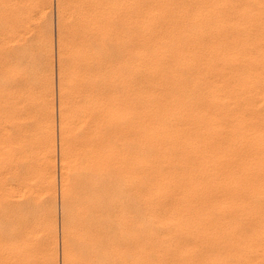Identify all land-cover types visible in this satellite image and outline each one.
Listing matches in <instances>:
<instances>
[{"label":"bare ground","instance_id":"obj_1","mask_svg":"<svg viewBox=\"0 0 264 264\" xmlns=\"http://www.w3.org/2000/svg\"><path fill=\"white\" fill-rule=\"evenodd\" d=\"M59 8L63 264H264V0ZM17 75L13 119L29 110ZM51 127L36 147L54 201ZM21 184L0 264L37 263Z\"/></svg>","mask_w":264,"mask_h":264},{"label":"rangeland","instance_id":"obj_2","mask_svg":"<svg viewBox=\"0 0 264 264\" xmlns=\"http://www.w3.org/2000/svg\"><path fill=\"white\" fill-rule=\"evenodd\" d=\"M59 9V0H0V251L3 252L1 255L4 254L2 259L7 256L9 250L7 238L12 229L9 220V201L16 193H19L13 189L12 185L18 186L20 182H24V185L21 184L27 193L24 212L27 223L33 230L30 235V245L36 257V264H43L45 257H52L55 264L64 263L62 259L63 199L62 180H60L62 178L59 167L60 75L58 60L61 31ZM22 38H26L24 47L19 46ZM20 51L25 52L28 60L22 66L13 65L14 56ZM19 71L26 74L30 83L23 94L29 110L22 118L18 115L20 118L17 116L13 119L10 104L12 93L17 88L18 90L21 88L14 85L15 80L19 78L17 75ZM43 107L51 108L53 113L51 124L41 120ZM12 122L21 123L20 125L26 129V133L21 134L24 139L19 141L23 143L22 145L16 143L21 137H17L20 132L13 127ZM49 125L52 126L50 131L54 132L52 135L55 146L51 150L53 164L55 163L52 189L54 201L51 200V194L45 195L46 193L42 191L43 178L41 179L42 174H40L42 163L38 147H36L43 140ZM23 145H26L29 156L25 161L19 157L25 152V150L22 151ZM24 166L25 173L22 181H18L12 176L11 171L13 168L20 169ZM52 203L56 204L55 208ZM51 206L53 210L55 209V218L52 215Z\"/></svg>","mask_w":264,"mask_h":264}]
</instances>
